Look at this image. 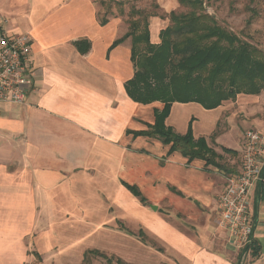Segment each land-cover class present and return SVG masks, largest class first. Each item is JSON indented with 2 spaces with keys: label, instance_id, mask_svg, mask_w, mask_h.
Returning a JSON list of instances; mask_svg holds the SVG:
<instances>
[{
  "label": "crops",
  "instance_id": "obj_1",
  "mask_svg": "<svg viewBox=\"0 0 264 264\" xmlns=\"http://www.w3.org/2000/svg\"><path fill=\"white\" fill-rule=\"evenodd\" d=\"M19 5L30 18L40 6L67 9L72 18L61 40L36 41L32 29L23 30L9 14ZM0 12L9 20L8 35L32 36L35 70L25 104L0 102V264H29L39 260L36 253L42 264L47 256L54 263L65 254L76 260L60 264H77L91 250L106 251L119 264H237L239 255L214 220L217 196L240 164L225 179L201 159L171 153L158 137L130 133L148 129L163 104H141L127 94L135 71L131 46L125 41L111 48L125 34L119 19L102 24L91 0H0ZM42 17L33 18L37 31ZM158 23L151 29L153 43L160 42L169 20ZM77 41L88 42L89 50L82 53ZM38 46L49 50L48 57L36 53ZM211 111L219 114L206 131L200 116ZM222 113V106L208 110L175 102L166 124L179 134L191 124L196 139L214 138L222 146L214 133ZM126 184L137 187L145 201ZM248 201L255 230L243 263L264 264L263 180L251 187Z\"/></svg>",
  "mask_w": 264,
  "mask_h": 264
},
{
  "label": "trees",
  "instance_id": "obj_2",
  "mask_svg": "<svg viewBox=\"0 0 264 264\" xmlns=\"http://www.w3.org/2000/svg\"><path fill=\"white\" fill-rule=\"evenodd\" d=\"M133 1L110 0V9L114 3L118 15L127 16L129 25L128 31L116 39L111 48L131 41L135 71L126 82L127 94L135 102H160L163 107L156 109L154 123L148 129L130 133L158 137L171 145V153L178 151L189 161L201 159L207 166L220 167L217 160L221 154L210 146L206 138L196 139L191 124L187 133L179 134L166 124V120L175 102H196L209 110L219 108L224 102L236 101L239 94H261L264 91V50L219 24L216 17L207 11V0H177L179 8L162 16L154 10L138 8ZM255 2L251 0L252 4ZM101 3L107 5L104 0ZM127 4H131L128 13L125 9ZM248 7L251 17L260 14L258 9ZM153 16L167 17L170 21L162 29L159 43L151 41L150 18ZM100 20L102 24L109 21L105 17ZM251 21L249 19V23ZM75 44L82 53L90 47L86 41ZM212 140L215 141L214 138ZM222 150L239 155L237 150L226 146H222ZM126 185L145 201L137 187ZM143 234L140 231L139 236L143 238ZM256 250L254 248L253 253ZM91 254L113 260L98 250L88 251L85 260ZM36 256L42 261L38 253ZM117 262L122 261L117 259Z\"/></svg>",
  "mask_w": 264,
  "mask_h": 264
},
{
  "label": "rangeland",
  "instance_id": "obj_3",
  "mask_svg": "<svg viewBox=\"0 0 264 264\" xmlns=\"http://www.w3.org/2000/svg\"><path fill=\"white\" fill-rule=\"evenodd\" d=\"M15 1V0H12ZM31 0H28L30 2ZM93 3H96L97 9L99 12L100 18H108L111 21L114 18L119 19V23L122 27V31L126 33L128 31L129 25L127 22V16H119L118 9L114 3H112V7L110 9V0H104L105 4L102 5L101 0H91ZM206 8L207 11L214 15L217 19V22L228 29L240 34L243 38L250 41L255 46L264 50V0H256L254 4L251 3V0H207ZM44 3V2H43ZM78 3V2H77ZM138 8L146 9L148 11L154 10L157 14L161 15L165 13H170L172 10H176L179 8V4L177 7H172V0H134L132 2ZM24 3H21L22 5ZM47 5V3H44ZM18 6L15 9H8L9 14L13 15L17 22H19L21 28L23 30H28V28L32 29V34L36 41L43 40L48 44H55L59 40H61L63 29L66 27L68 20L72 18L71 13L67 12V9H62L57 11L56 9H47L46 7L40 6L37 15H42L43 20L39 24H41L40 30H36V25L33 20L34 17H27L24 13L23 6ZM256 8L259 10L260 14L251 17V12L248 9V6ZM77 4L71 5V7H75ZM131 4H127L125 9L127 13L131 9ZM109 7V8H108ZM74 9V8H73ZM46 10V11H45ZM51 10V11H50ZM45 11V13H44ZM161 16H153L150 18V30H155V22H160L158 24H163V20H169L167 17ZM249 19L252 21L249 23ZM157 20V21H155ZM154 22V23H153ZM170 22V21H169ZM166 23H164L165 25ZM121 30H116L115 36L119 37L121 35ZM152 41V40H151ZM57 45V44H56ZM126 46H131V41L127 40ZM36 53L41 54V56L48 57V51L44 52L42 49H36ZM35 52V50H34ZM44 57V58H45ZM127 60V57H126ZM240 97L236 99V101L224 102L222 105L223 113L220 115L218 120L215 134L219 138L218 142L222 143V146H226L228 148H232L238 150L241 153V146L243 148L244 144V132L248 128H256L258 130L264 131V91L261 94L254 96L253 98H245L242 97V94H239ZM248 94H243L246 96ZM249 96V95H248ZM253 96V95H252ZM221 111V110H220ZM219 114V111H211L205 113L204 116H200V121L202 123V128H205L206 131L209 129L211 124H214L215 117ZM256 123L255 125H249L252 123ZM178 126L183 124V120H178ZM177 126V127H178ZM199 125H197V128ZM213 126V125H212ZM255 126V127H254ZM210 146L215 149L219 154H221V158L217 161L220 164V167H215L212 164L209 167L212 169L214 173H218L222 175V177H228L231 170L235 168L238 163L241 164V157L235 156L233 154L224 152L222 150V146L217 144L212 139L209 140ZM218 199V196H217ZM115 208L111 207V212L113 213ZM219 214L215 217L214 224L215 227H219L218 225ZM119 226V224H118ZM90 242H85V245H90ZM104 254L110 256L106 251H103ZM239 253L236 252V256ZM76 255L74 257H70V255H59L56 257L54 263L49 261V256L45 260V264H60L62 259L65 260H76ZM29 264H42L36 258L33 262ZM67 264V263H63ZM77 264H119L116 260L108 261L105 257L99 255H89L87 259H82L81 262ZM242 264H244L242 262Z\"/></svg>",
  "mask_w": 264,
  "mask_h": 264
},
{
  "label": "built area",
  "instance_id": "obj_4",
  "mask_svg": "<svg viewBox=\"0 0 264 264\" xmlns=\"http://www.w3.org/2000/svg\"><path fill=\"white\" fill-rule=\"evenodd\" d=\"M7 18L0 12V102L25 104L35 85L31 65L32 36L8 35ZM264 131L248 128L240 168L228 177L226 188L218 196L219 227L225 229L228 243L243 262L251 253L255 220L248 195L251 187L264 181Z\"/></svg>",
  "mask_w": 264,
  "mask_h": 264
}]
</instances>
